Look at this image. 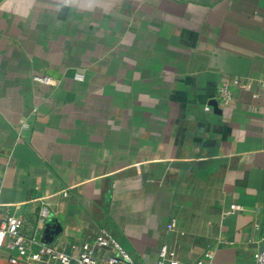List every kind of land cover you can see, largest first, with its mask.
Masks as SVG:
<instances>
[{
	"label": "crops",
	"instance_id": "1",
	"mask_svg": "<svg viewBox=\"0 0 264 264\" xmlns=\"http://www.w3.org/2000/svg\"><path fill=\"white\" fill-rule=\"evenodd\" d=\"M235 78L264 79V0H0V220L57 222L67 254L105 229L136 264H253L264 92Z\"/></svg>",
	"mask_w": 264,
	"mask_h": 264
},
{
	"label": "built area",
	"instance_id": "2",
	"mask_svg": "<svg viewBox=\"0 0 264 264\" xmlns=\"http://www.w3.org/2000/svg\"><path fill=\"white\" fill-rule=\"evenodd\" d=\"M76 81H83L82 74L74 76ZM34 81L49 85L48 77H34ZM251 93L253 98L258 97L257 90L264 92V79H238L230 82V86ZM218 97L224 106L232 102L229 84H223L218 90ZM25 128V125H22ZM231 211H241L242 207L231 205ZM48 210L43 207L39 210L38 224H45ZM174 221L171 227H174ZM22 220L20 217L6 215L0 220V251L9 254V264H136L131 256L123 250L115 238L105 229H101L91 239L79 245L76 254H67L51 244L37 240L36 233L26 237L21 233ZM156 264H182L172 247L162 244L158 250ZM191 264H215L214 252L207 249ZM253 264H264V250L254 254Z\"/></svg>",
	"mask_w": 264,
	"mask_h": 264
},
{
	"label": "water",
	"instance_id": "3",
	"mask_svg": "<svg viewBox=\"0 0 264 264\" xmlns=\"http://www.w3.org/2000/svg\"><path fill=\"white\" fill-rule=\"evenodd\" d=\"M214 109L217 107L214 101L209 103ZM61 226L57 222H48L44 226V237L43 241L46 244L51 243V241L56 238L60 233ZM264 250V241L260 244L259 252Z\"/></svg>",
	"mask_w": 264,
	"mask_h": 264
},
{
	"label": "rangeland",
	"instance_id": "4",
	"mask_svg": "<svg viewBox=\"0 0 264 264\" xmlns=\"http://www.w3.org/2000/svg\"><path fill=\"white\" fill-rule=\"evenodd\" d=\"M195 261V260H194Z\"/></svg>",
	"mask_w": 264,
	"mask_h": 264
}]
</instances>
